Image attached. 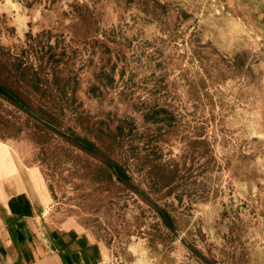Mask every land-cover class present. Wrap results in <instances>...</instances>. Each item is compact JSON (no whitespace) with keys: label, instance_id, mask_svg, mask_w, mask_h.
Listing matches in <instances>:
<instances>
[{"label":"rangeland","instance_id":"obj_1","mask_svg":"<svg viewBox=\"0 0 264 264\" xmlns=\"http://www.w3.org/2000/svg\"><path fill=\"white\" fill-rule=\"evenodd\" d=\"M0 83L49 121L0 96L53 224L119 263L264 264V0H0Z\"/></svg>","mask_w":264,"mask_h":264},{"label":"crops","instance_id":"obj_2","mask_svg":"<svg viewBox=\"0 0 264 264\" xmlns=\"http://www.w3.org/2000/svg\"><path fill=\"white\" fill-rule=\"evenodd\" d=\"M6 151L0 150V264H142L110 261L91 234L53 224L40 171L14 164Z\"/></svg>","mask_w":264,"mask_h":264},{"label":"trees","instance_id":"obj_3","mask_svg":"<svg viewBox=\"0 0 264 264\" xmlns=\"http://www.w3.org/2000/svg\"><path fill=\"white\" fill-rule=\"evenodd\" d=\"M0 96L3 97L6 101H8L9 103H11L12 105H14L15 107H17L18 109L27 112L28 114L32 115L34 118L38 119V120H42L45 122H49L47 120H45L46 114L44 112H42L41 110H37V109H33L31 108L19 95V93H17L15 90L3 85L0 83ZM49 117V116H48ZM51 119V118H48ZM78 141L77 143H82L80 144L81 149L86 151V152H97L96 147L94 146V144L90 141L84 140V139H78L76 140ZM112 167H115V164H111ZM117 167V166H116ZM120 181L122 182H127V178L126 176H124V174H120L119 178Z\"/></svg>","mask_w":264,"mask_h":264},{"label":"bare ground","instance_id":"obj_4","mask_svg":"<svg viewBox=\"0 0 264 264\" xmlns=\"http://www.w3.org/2000/svg\"><path fill=\"white\" fill-rule=\"evenodd\" d=\"M1 149H5V148L3 147V143L0 142V150Z\"/></svg>","mask_w":264,"mask_h":264}]
</instances>
